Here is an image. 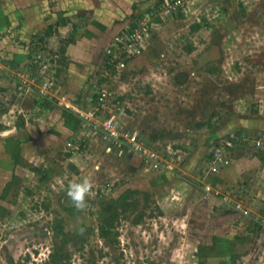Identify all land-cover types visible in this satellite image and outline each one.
<instances>
[{
	"label": "rangeland",
	"instance_id": "374dc122",
	"mask_svg": "<svg viewBox=\"0 0 264 264\" xmlns=\"http://www.w3.org/2000/svg\"><path fill=\"white\" fill-rule=\"evenodd\" d=\"M111 1L0 0V264H264V0Z\"/></svg>",
	"mask_w": 264,
	"mask_h": 264
},
{
	"label": "crops",
	"instance_id": "0c3cea01",
	"mask_svg": "<svg viewBox=\"0 0 264 264\" xmlns=\"http://www.w3.org/2000/svg\"><path fill=\"white\" fill-rule=\"evenodd\" d=\"M53 1H55L56 3H55V5L52 7V8H54L55 10H54V13L51 15V17H49V19L46 21V25H48V26H51V25H53V24H56L58 21H59V19H60V14H59V12L58 11H60L61 10V12L63 11L64 12V10H69V9H73V8H75V7H79V10L80 11H82L81 12V18L80 19H78L77 17L75 18L77 21H79V22H83V14L84 13H86L87 11H92V10H94V9H96V8H102V10L103 11H105V10H113V6H115L113 3H112V1L111 0H53ZM15 3L17 4V2H16V0H15ZM19 10H20V8L19 7H17ZM61 8V9H60ZM60 9V10H59ZM106 13L107 12H110V11H105ZM21 13V12H20ZM107 14H110L109 16H110V18H114L115 17V13L114 12H110V13H107ZM13 15L14 14H12V16H11V18L13 19V20H15L16 19V17H18V15H14L15 16V19L13 18ZM0 16H2V14L0 15ZM105 19L104 20H106V19H108L107 18V16L106 17H104ZM3 19V18H2ZM4 20V19H3ZM96 20V23H99V24H103V21L104 20H102V19H95ZM4 23L5 24H9V21L8 20H5L4 21ZM95 34V33H94ZM5 42H0V49H3V47L5 48ZM0 56L2 57V54H0ZM23 59L24 57L23 56H19V57H16V59ZM21 59V60H22ZM14 61V63H16L14 66L16 67V68H18V67H20L22 64L21 63H23V62H18V61H15V60H13ZM14 68V67H13ZM1 69H5L7 72H10L11 71V68H9V67H4V66H0V70ZM1 73H3V71L1 72ZM13 74H16V72H12ZM19 76H18V74H16L15 75V78L17 79ZM3 81H4V79L2 78V80H0V93L2 92V91H4V92H2L3 93V95L5 94V87H2L1 85L3 84ZM106 87V86H105ZM105 87H103L102 86V88H105ZM20 90H22V88H19ZM107 89V88H106ZM112 93V92H111ZM42 94V93H41ZM43 95V99H46V101H49V102H52V103H55V102H53L52 100L53 99H56V97H55V94L49 89V90H47L46 91V93L45 94H42ZM115 95V94H114ZM22 96V95H21ZM95 99V100H94ZM15 102L16 103H18V100H15ZM96 103V96L94 95V96H92L91 97V99L89 100V103H90V105L92 106V104H94L95 105V103ZM58 105H61V103L59 104V102H58ZM59 107H61V106H59ZM14 108H16V104H13L12 106H11V108H10V111H9V113H13V109ZM78 109V108H77ZM79 112H80V110H76L75 111V117L77 118V117H79ZM84 113H81L80 115H83ZM45 119H43L42 117L39 119V120H37V121H35L34 119H32L31 117H27V118H25V127H27L28 128V126H29V124H33V126H35L36 128H40L41 127V129L43 128V127H46V128H50L49 126L50 125H52L53 124V122H54V120L55 119H53V117L55 116V112L53 113V112H51L50 110H47V113H45ZM53 119V120H52ZM51 120V121H50ZM64 120V119H63ZM82 120V119H81ZM40 122H42V124L40 123ZM50 122V123H49ZM38 123V124H37ZM39 125V126H38ZM52 129H53V131L57 134V131H56V129L55 128H53L52 127ZM88 131H89V133L91 132V128H89L88 129ZM58 132L61 134V126H60V128L58 127ZM87 132V131H86ZM85 132V133H86ZM208 189V188H207Z\"/></svg>",
	"mask_w": 264,
	"mask_h": 264
},
{
	"label": "built area",
	"instance_id": "2783aa9c",
	"mask_svg": "<svg viewBox=\"0 0 264 264\" xmlns=\"http://www.w3.org/2000/svg\"><path fill=\"white\" fill-rule=\"evenodd\" d=\"M136 37L139 38V36H136ZM126 41H129V39L126 38ZM47 90H48V84L47 83L42 84L41 90H40L41 93L42 94H45ZM110 97H114V93L109 92L108 89H106V88H102L96 94V102H97V105L101 109H105L106 105H104V104H105V102ZM113 114H114L113 113V110L110 111V113L108 114L109 117L107 119H105V123H104V129L105 130L103 131V133L102 132H100V133H102L106 137L108 136V137L112 138L113 141L115 142L114 145L117 146L118 145V143H117L118 142V137H120V138H124V137H123V133L122 134L121 133L119 134L115 130L114 126H113V122H114V120L116 118ZM83 116H84V120L86 121L88 127L91 128V132H90L91 136L92 137H97V135L99 133V130H98L97 125H96V119H97V117H92L91 115H87V114L86 115H83ZM40 123L42 124V122H40ZM135 140H136V138L133 136L132 139H131V141H130V143H134ZM233 141H234V138L231 137L227 141H225L223 143V145L220 146V148H217L215 150V152L213 153V156H212V158L214 160V161H212L213 164H216V159H217L218 156L222 157L221 156L222 154H224V155L225 154H228V155L230 154V152L228 151V149L231 148V144L233 143ZM138 149H139L140 152H143L144 153V150H142L140 147H138ZM219 153H220V155H219Z\"/></svg>",
	"mask_w": 264,
	"mask_h": 264
},
{
	"label": "clouds",
	"instance_id": "9594fccd",
	"mask_svg": "<svg viewBox=\"0 0 264 264\" xmlns=\"http://www.w3.org/2000/svg\"><path fill=\"white\" fill-rule=\"evenodd\" d=\"M91 183L85 179L80 182H72L68 185L67 195L77 208L84 205L85 197L89 194Z\"/></svg>",
	"mask_w": 264,
	"mask_h": 264
},
{
	"label": "trees",
	"instance_id": "16d2710c",
	"mask_svg": "<svg viewBox=\"0 0 264 264\" xmlns=\"http://www.w3.org/2000/svg\"><path fill=\"white\" fill-rule=\"evenodd\" d=\"M69 44H70V42H69ZM105 224H106L105 227L101 226L100 229H99L101 237H107L108 233H109V231L107 230V227L109 228V223L106 222ZM51 259L53 260V256H51ZM61 259H62V257H61Z\"/></svg>",
	"mask_w": 264,
	"mask_h": 264
}]
</instances>
